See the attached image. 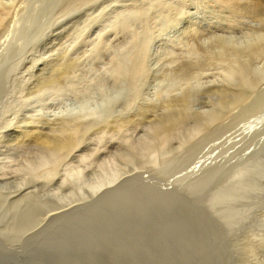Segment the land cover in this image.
Here are the masks:
<instances>
[{"label": "rangeland", "instance_id": "1", "mask_svg": "<svg viewBox=\"0 0 264 264\" xmlns=\"http://www.w3.org/2000/svg\"><path fill=\"white\" fill-rule=\"evenodd\" d=\"M14 1L0 0V4L16 7ZM69 1L64 0L65 8L59 11L60 0H22L23 10H16L10 18L16 25L12 21L2 33L5 39L0 47L5 40L10 47L7 52L8 47L0 48V66L6 58L8 61L0 69V168L5 177L12 174L16 181L14 192L9 187L13 183H8L4 192L20 196L17 188L24 176L31 175L26 173L28 167H37L36 180L30 183L36 187L22 180L28 186L20 189L24 193L32 186L28 192H37L36 205L44 200L49 204H42L43 208L51 204L48 209L36 207L38 224L27 231L12 226L20 221V207L24 206L2 208V225H11L4 229L9 237L3 240L2 257L10 253L11 245L21 242L25 257L19 262L15 259L14 264H249V258L264 256V116H260L264 108L259 112L256 105V115L252 110L243 115L240 110L236 117L228 118L230 130L221 140L218 135L203 139L199 134L200 143L193 150L187 145L180 148L184 142L180 137L165 144L151 130L154 118L186 109L195 116L210 115L223 91L240 84L238 75L228 78V66L217 62L190 70L189 78L175 73L181 60L190 61L196 55L192 53L197 44L184 35V25L196 23L204 45L216 34L241 43L252 31L264 33V19H260L264 18V0L258 7L256 0H236L242 6L253 2L255 15L244 17L232 16L217 0H73L66 7ZM174 8H181L176 17ZM164 12L171 13V18ZM172 17L173 23L169 22ZM165 44L173 45L182 57L170 61L173 53L165 51ZM63 56L76 62L71 78L64 77L66 82L61 79L62 85L56 82L38 87L39 80L52 75L48 62L60 61ZM136 58L142 60L144 69L139 71L145 72L143 75L134 68L140 64ZM254 62L253 68H257L250 78L260 75L257 79L264 83V58ZM116 117L132 121L111 129L99 127ZM70 118L86 123L77 130L78 147L60 157L26 135L31 127L49 133L57 121ZM233 129L240 134L247 130L248 135L236 142ZM212 143L216 148L212 145L211 155L203 159L201 148ZM43 164L48 169H39ZM239 181L247 187L241 197L220 198L221 192L231 188L239 193ZM233 211L238 212L236 217ZM21 230L24 233L17 236ZM14 238L21 242L9 241Z\"/></svg>", "mask_w": 264, "mask_h": 264}, {"label": "bare ground", "instance_id": "2", "mask_svg": "<svg viewBox=\"0 0 264 264\" xmlns=\"http://www.w3.org/2000/svg\"><path fill=\"white\" fill-rule=\"evenodd\" d=\"M22 0H16V2H15V5H16V7H10V4H9V6H7V5H2V4H0V43L1 42H4V40H2V39H5V38H2V33H3V31L6 29V27L7 26H9V24L13 21V20H10V18L13 16V13L16 11V10H18V9H22L23 10V8H22V5H23V3L21 2ZM72 1L73 0H70L68 3H67V5H66V7H68L71 3H72ZM87 1V0H86ZM162 1V0H161ZM172 1V0H171ZM170 1V2H171ZM202 1V0H201ZM200 1V2H201ZM216 1V0H215ZM218 2H216V4H218L219 5V7H222L223 6V8H227L228 9V11H230V13H232L231 15L232 16H242V15H248L249 13H253L254 14V12H255V9L253 8V2L251 3V2H247V4H246V6L244 5V6H242V5H239V3H238V1H236V0H217ZM12 2V1H11ZM25 2V1H24ZM82 2H83V0H82ZM84 2H85V0H84ZM155 2V1H154ZM158 2V1H157ZM173 2H174V0H173ZM181 2V1H180ZM260 2H261V0H256V6L258 7V5L260 4ZM8 3V2H7ZM17 3V4H16ZM149 3V2H148ZM156 3V2H155ZM161 3V2H160ZM167 3V2H166ZM165 3V5H168V4H166ZM203 3V2H202ZM61 5L62 6V8L59 10V11H62L65 7H63L64 6V0H60V3H58V5ZM151 4V3H150ZM204 4V3H203ZM241 4V3H240ZM245 4V3H244ZM181 5V4H180ZM217 5V6H218ZM128 6V5H127ZM155 7H157V6H155ZM167 7V6H166ZM264 7V6H263ZM59 8V7H58ZM169 8H170V5H169ZM132 9V8H131ZM165 10H166V8H164ZM177 9V8H176ZM182 9H183V7H182ZM259 9V8H258ZM260 9H262V8H260ZM130 10V9H129ZM143 10V9H142ZM163 10V9H162ZM168 10H170L171 11V9H168ZM179 10H181V8L179 9ZM178 9L177 10H175V8H174V11H175V14L172 12V15L174 14L175 15V17L177 16V14L179 13L178 11H179ZM263 10V9H262ZM261 10V11H262ZM19 11V10H18ZM167 11V10H166ZM181 12V11H180ZM183 12H185V10L183 11ZM182 12V13H183ZM19 13V12H18ZM17 13V14H18ZM20 13H21V11H20ZM165 14H166V12H164ZM177 13V14H176ZM182 13H181V15H182ZM262 13H263V11H262ZM262 13H260V15L262 14ZM169 13H167L166 15H168ZM180 14V13H179ZM186 14H188V13H186ZM185 14V15H186ZM213 14V13H212ZM129 15H131V14H129ZM146 15V14H145ZM173 15V16H174ZM255 15V14H254ZM18 16V15H17ZM144 16V15H143ZM169 16V15H168ZM170 16H171V13H170ZM169 16V17H170ZM200 16V15H199ZM257 16V15H256ZM264 16V15H263ZM15 17V16H14ZM13 17V18H14ZM174 17V18H175ZM187 17H189V16H187ZM220 17V16H219ZM222 17V16H221ZM239 17V19H243V18H240ZM242 17H244V16H242ZM148 18V17H147ZM171 18V17H170ZM190 18V17H189ZM245 18H246V16H245ZM244 18V19H245ZM15 19V18H14ZM146 19V18H145ZM182 19V18H181ZM260 19L261 20H263L264 18H262V17H260ZM148 20V19H147ZM172 20H173V17H172ZM171 19L169 20V22L171 21V23H173L174 22V20L172 21ZM175 20H176V18H175ZM183 20V19H182ZM18 21V20H17ZM184 21V20H183ZM219 21V20H218ZM226 21V20H225ZM234 21H236V20H234ZM179 22V21H178ZM181 22V21H180ZM185 22V21H184ZM195 22V21H194ZM248 22H249V20H248ZM251 22V21H250ZM259 20H257V24L259 25ZM13 23H14V25H16L15 24V21H13ZM13 23H11V24H13ZM177 23V22H176ZM219 23V22H218ZM221 23V22H220ZM224 23V22H223ZM226 23V22H225ZM235 23H237V22H235ZM254 23H255V20H254ZM178 24V23H177ZM184 24V23H183ZM247 24V23H246ZM249 24V23H248ZM251 24V23H250ZM264 24V23H263ZM162 25V24H161ZM169 25V24H168ZM222 25V24H221ZM253 25V24H252ZM260 25H262V24H260ZM11 26V25H10ZM165 26V25H164ZM166 27V26H165ZM182 27V26H181ZM244 27V26H243ZM253 27V26H252ZM262 27V26H261ZM264 27V26H263ZM228 28V27H227ZM242 28V27H241ZM246 28V27H245ZM13 29H14V27H13ZM12 29V30H13ZM183 30H184V32L186 33V34H184V35H186L187 37L189 36L190 37V42L192 43V41H194V43L195 44H197V46L196 45H194V48H193V50L195 51V52H193L192 54L194 55V53H196V55H197V53H198V55L196 56V55H194V57L190 60V61H185V60H181V63L176 67V69H175V73L176 74H179L180 76H184L185 74H189V73H192L193 71H195V70H192V69H194V68H202V67H204L205 65H208V64H212V63H215V62H217V63H221V65H224L225 66V64L228 66V69L230 70V72H231V74L229 73V72H227V77L228 78H236L237 77V75L239 76L238 78L240 79V84L237 86H235V87H238V88H235L234 90H229V89H225V91H223V93L220 95L219 94V92H221L222 90L221 89H223V87L220 89L219 88V92H218V95H220L221 97L219 98L220 100H218L217 102V105H216V110H214L213 112L211 111V114L210 115H206V114H204V116H202V114H199L198 112V115H192L189 111H186L187 109V105H186V108H185V106L184 107H182V109L183 108H185L186 110V112L184 111V112H181L180 114H170V115H167V116H160V118L158 117V118H152L153 120L151 121L152 122V124H151V130H152V134L154 133V136H155V134L159 137V139H160V137L162 138V142L164 143L165 142V144H166V142L168 143V141H172V140H174V138L176 139V137L179 139V137L181 138V139H183L182 141H184V142H181V144L179 145L180 146V148L183 146V145H187L188 147H187V149H190V150H193L194 148H195V146H197L198 145V142H199V140L201 139V138H199V139H197L196 138V136H198L199 134H201L203 137V139H204V137L205 138H211L212 139V137H216L217 135H218V137L219 138H217V139H219V140H221L220 138H222L223 139V137L226 135V132H227V130H230V129H227L228 127L230 128V126L229 125H226V120L229 118L230 119V117H232L233 115H235L238 111H242V113H244L243 115H247V113L245 112V110H247V112H249V111H251L252 110V114L254 115L255 113H258V108L257 107H255L256 105H259V112L260 111H262L263 110V108H264V83H262L261 81H258V76H260V75H258L257 76V78H256V75H252V76H255V77H253V78H250V75L251 74H254V70H255V68H257V67H254L253 68V63L255 64V62L254 61H256L257 59H261V58H264V33H259L260 32V30H258L259 32H257V30H255V31H252L250 34H249V38L248 37H246L247 38V40H246V38L244 39V40H246V41H242L241 43H235L234 42V39H232L231 38V35L229 36V38H231L232 40H230V39H228V38H226V37H224V36H220V34L219 35H213L214 36V38L213 39H211V41H210V43L209 44H207L206 43V45H204L200 40L202 39L201 37H202V33H201V31H200V29L199 28H197V26H196V23L194 24L192 21H188V24H186V25H184V28H182ZM218 29V28H217ZM253 29V28H252ZM160 30H162V29H160ZM166 29H164V31H165ZM169 30V29H168ZM247 30V29H246ZM155 31V30H154ZM167 31V30H166ZM203 31V30H202ZM264 31V30H263ZM245 32V31H244ZM165 33V32H164ZM246 33V32H245ZM181 34V33H180ZM158 35V34H157ZM246 35H248V34H246ZM245 35V36H246ZM5 36H7V35H5ZM15 36V35H14ZM174 36H176V35H174ZM181 36H183V35H181ZM212 36V37H213ZM186 37V38H187ZM10 39H11V37H9ZM164 38V37H163ZM12 39H15V38H13L12 37ZM147 39V38H146ZM148 39H149V37H148ZM147 39V40H148ZM166 39V38H165ZM164 39V40H165ZM168 39V38H167ZM167 39L165 40V42L167 41ZM238 38H236V40H237ZM241 39H243V38H241ZM240 39V40H241ZM163 40V41H164ZM174 40V39H173ZM185 40V39H184ZM192 40V41H191ZM6 41H7V43H6ZM12 41V40H11ZM10 41V43H11V45H12V42ZM152 41V40H151ZM169 41V40H168ZM167 41V42H168ZM202 41H204V40H202ZM144 42L146 43V40H144ZM171 42V41H170ZM175 42V41H174ZM5 43L8 45H4V43H2L3 44V46H6L5 48H7V49H5V51L4 52H7L8 50H9V47H10V44H9V42H8V40H5ZM186 43V42H185ZM144 44V43H143ZM147 44V43H146ZM169 44V43H168ZM171 44H172V42H171ZM3 46H1L0 48H2ZM165 46H167V44H165L164 46H162V47H164L165 48V51H166V49H167V53L169 52V54L170 53H173V54H171V57H170V61H177V60H179L182 56H181V54H178L173 48H172V46H171V48H169L168 46H167V48L165 47ZM196 46V47H195ZM4 48V47H3ZM12 49H13V47H11ZM3 51V50H2ZM2 51H0V52H2ZM190 51V50H189ZM143 52H144V49H143ZM163 52H164V50H163ZM166 52H164V53H166ZM176 52V53H175ZM191 52V51H190ZM189 52V53H190ZM15 53V52H14ZM163 53V54H164ZM20 54V53H19ZM144 54H145V52H144ZM168 54V55H169ZM12 55H18V54H12ZM12 55H10V56H12ZM62 55V54H61ZM82 55V54H81ZM167 55V56H168ZM192 55V56H193ZM59 56V55H58ZM143 56V55H142ZM188 56V55H187ZM13 57V56H12ZM157 57V56H156ZM191 57V56H190ZM61 58V57H60ZM60 58H59V60H60ZM70 58V57H69ZM67 58V57H65V56H63L62 58H61V60L60 61H51V62H48V66H50L51 68H50V70H51V72H52V75L51 76H49V77H47V78H43V79H41V80H39L38 82H37V86L39 87V86H42V88H43V86L45 85V84H50V83H55L56 85H57V83H61V81H63V79H64V77H68L69 76V78L68 79H70L71 77H70V74H71V69H73L74 67H75V65H76V62H75V60L74 59H72V58ZM99 58V57H98ZM145 58V57H144ZM143 58V59H144ZM72 59V60H71ZM137 59V58H136ZM142 59V58H141ZM165 59V58H164ZM46 60V59H45ZM74 60V61H73ZM138 61H139V63L140 62H142V60L140 61V58L139 59H137ZM48 61V60H47ZM158 61V60H157ZM8 61H7V58H6V60H4V62H2V65L0 66V69H1V67L2 66H4V64L5 63H7ZM136 62V61H135ZM146 62V59L144 60V63ZM261 62V61H260ZM79 63V62H78ZM138 63V64H139ZM147 63V62H146ZM145 63V65L147 66L148 64H146ZM170 63V62H169ZM262 63V62H261ZM9 64V63H8ZM119 64V63H118ZM143 64V63H142ZM258 64V63H257ZM126 65V64H125ZM144 65V67H146ZM264 65V64H263ZM6 66V65H5ZM77 66V65H76ZM127 66V65H126ZM133 66H134V64H133ZM132 66V67H133ZM209 66V65H208ZM220 66V65H219ZM255 66V65H254ZM79 67V66H78ZM130 67H131V65H130ZM131 67V68H132ZM137 67V68H136ZM206 67V66H205ZM264 67V66H263ZM124 68V67H123ZM126 68V67H125ZM129 68V67H128ZM127 68V69H128ZM134 68H136L138 71L139 70H141V68H143V66H141V63L138 65V66H135ZM147 68V67H146ZM227 68V67H226ZM261 68H262V66H261ZM260 68V69H261ZM144 69V68H143ZM225 69V68H224ZM251 69H253V70H251ZM259 69V68H258ZM257 69V70H258ZM2 70V69H1ZM123 70V69H122ZM125 70V69H124ZM130 70V69H129ZM136 70V71H137ZM164 70V69H163ZM190 70H192V72L190 71ZM202 70V69H201ZM128 71V70H127ZM145 71H147L146 69H145ZM167 71V70H166ZM132 72H133V70H132ZM79 73V72H78ZM123 73V72H122ZM126 73V72H125ZM128 73V72H127ZM136 73V72H135ZM139 73H143V72H138V74ZM167 73V72H166ZM256 73H258V72H256ZM0 74H1V72H0ZM132 74V73H131ZM143 74H145V72L143 73ZM142 74V75H143ZM187 74V75H188ZM218 74V73H217ZM73 75V74H72ZM251 76V77H252ZM261 76H264V71H263V75H261ZM181 77V78H182ZM185 77V76H184ZM183 77V78H184ZM66 78L64 79V81L66 80ZM132 78H135V75H134V77H132ZM132 78H130V80L132 79ZM166 78V77H165ZM188 78H189V75H188ZM191 78V77H190ZM62 79V80H61ZM185 79H187V78H185ZM217 79V78H216ZM255 79H257V80H255ZM61 80V81H60ZM76 80V79H75ZM264 80V79H263ZM59 81V82H58ZM89 81V80H88ZM102 81H103V79H102ZM187 81V80H186ZM230 81V80H229ZM57 82V83H56ZM66 82V81H65ZM94 82V81H93ZM184 82V81H183ZM226 82V81H225ZM234 82V81H233ZM239 82H236L237 84L239 83ZM63 83V82H62ZM62 83H61V85H62ZM194 83V82H193ZM51 84V85H52ZM136 85H137V83H135ZM262 84V85H261ZM54 85V84H53ZM235 85V84H234ZM59 86V85H58ZM214 87V86H213ZM228 87V86H227ZM226 87V88H227ZM231 87V86H230ZM45 88V87H44ZM59 88V87H58ZM216 88V87H215ZM233 88V87H232ZM86 90V89H85ZM215 90V89H214ZM229 90V91H228ZM212 91H213V89H212ZM228 91V92H227ZM217 92V91H216ZM189 94V93H188ZM217 94V93H216ZM215 94V95H216ZM230 94H232V97H230V98H228L229 97V95ZM214 95V94H213ZM215 97V96H214ZM215 98H217V97H215ZM180 99H181V97H180ZM184 100L186 99V98H183ZM169 100V99H168ZM139 101V100H138ZM177 101V100H176ZM186 101V100H185ZM184 101V102H185ZM212 101V100H211ZM220 101V102H219ZM182 102V101H181ZM184 102H183V104H184ZM124 103V102H123ZM170 104H171V102H170ZM170 104H167V107H169V105ZM180 104H182V103H180ZM185 104H186V102H185ZM156 105V104H155ZM181 106H183V105H181ZM253 106H254V108H253ZM172 107H173V109H174V106L172 105H170V108L172 109ZM179 107V106H178ZM212 108V107H211ZM213 108H215L214 106H213ZM212 108V109H213ZM212 109H209V110H212ZM141 110V109H140ZM160 110V109H159ZM167 110V109H166ZM181 110V109H180ZM189 110H192V109H189ZM202 112V111H201ZM178 113H179V111H178ZM105 114V113H104ZM251 114V115H252ZM90 115V114H89ZM100 115V114H99ZM102 115V114H101ZM250 115V116H251ZM256 115V114H255ZM124 116V115H123ZM194 116V117H193ZM260 116H264V111L263 112H261L260 113ZM154 117V116H153ZM235 117H236V115H235ZM67 118V117H66ZM88 119V118H87ZM131 119V118H130ZM107 120V119H106ZM234 120H235V118H234ZM126 121L127 122H130L131 123V121H129V119L127 118H120V117H116V118H114L113 120H110V121H106V123H104V125H100L99 127H104V126H108V128H110V126H112L113 125V127H111V128H114L115 126H122V125H126ZM133 121H134V119H133ZM192 121V122H191ZM87 122H89V121H87ZM229 122V121H228ZM253 122V121H252ZM28 123V122H27ZM85 121L83 120V119H80V118H70V119H61V120H59V121H57V123H56V125L55 126H53V127H51L50 129H52V131H49V133H44V132H41L40 131V129H37V128H34V127H31V128H33V130L32 131H30V132H24V135H25V133H26V135L28 136V137H30V138H32L33 140H34V142L37 144V146L39 145V147L41 146V148H43V150H45V151H48V152H50L49 154H53V156L55 157H60V156H62V155H64L65 153H69V152H72L73 150H75L77 147H78V145H79V142H78V137H77V134H78V129H81L83 126H85ZM249 123V122H248ZM129 124V123H128ZM137 124V123H136ZM253 124V123H252ZM87 125V124H86ZM254 125H255V123H254ZM256 127H257V125H255ZM255 126H254V128H255ZM36 127V126H35ZM95 127V126H94ZM129 127V126H128ZM253 127V126H252ZM89 128H91V127H89ZM105 128V127H104ZM103 128V129H104ZM110 128V129H111ZM117 128V127H116ZM115 128V129H116ZM97 129V128H96ZM237 129V128H236ZM236 129H233V130H235L236 131ZM241 129V128H240ZM102 130V129H101ZM106 130V129H105ZM243 130V129H242ZM241 130V134H242V132H244V131H242ZM20 132H22V131H20ZM240 132V131H239ZM239 132H237L236 131V134H237V136H238V138H235L236 139V142H237V140L239 139H244L247 135H248V133H246L245 134V132H247V130L244 132V134H243V136L239 133ZM150 133V132H149ZM149 133H148V135H149ZM224 133H225V135H224ZM234 133V132H233ZM254 132H251V134H253ZM183 134H185L184 136H183ZM20 135H23V133L22 134H20ZM23 135V136H24ZM100 135V134H99ZM135 135V134H134ZM182 135V136H181ZM222 135H224L223 137H221ZM245 135V136H244ZM26 136V138H28ZM79 136V135H78ZM157 136H155V137H157ZM227 136V135H226ZM157 137V138H158ZM230 138H231V136H229ZM3 138V137H2ZM21 138V137H20ZM24 138H25V136H24ZM23 138V139H24ZM29 138V139H30ZM144 138V137H143ZM184 138H185V140H184ZM17 139V138H16ZM190 139V141H188L189 142V145L188 144H186L185 142L187 141V140H189ZM227 139H229V138H227ZM31 140V139H30ZM29 140V141H30ZM1 141V140H0ZM18 141V140H17ZM19 141H20V139H19ZM24 141V140H23ZM25 141H26V139H25ZM176 141V140H175ZM174 141V142H175ZM234 141V140H233ZM22 142V141H21ZM33 142V141H32ZM106 142V141H105ZM133 142V141H132ZM131 142V143H132ZM173 142V143H174ZM229 142V141H228ZM20 143V142H19ZM28 143V142H27ZM200 143V142H199ZM215 143V142H214ZM214 143H212L211 145H208V147L207 146H205L204 148H201V153H202V157H203V159H206V158H208V155L210 154L209 152H210V147L213 145L214 146ZM217 143L218 144H220L221 142L220 141H217ZM224 143H225V141H224ZM4 144V143H3ZM22 144H23V142H22ZM146 144V143H145ZM236 144V143H235ZM13 145H15V143L13 144ZM133 145V144H132ZM182 145V146H181ZM201 145V144H200ZM200 145H199V147H200ZM249 145V144H248ZM1 146H3V145H1ZM21 146V145H20ZM144 146V145H143ZM228 146V145H227ZM233 146V145H232ZM198 147V146H197ZM197 147H196V149H197ZM207 147V148H206ZM229 147V146H228ZM240 147V146H239ZM7 148V147H6ZM183 148H184V146H183ZM213 148V147H212ZM214 148H216V144H215V146H214ZM1 150H2V147H1ZM229 150V149H228ZM227 150V151H228ZM244 150V149H243ZM177 151V150H176ZM214 151H216V150H214ZM214 151H213V154H214ZM223 151H225V149L224 150H221V152H223ZM183 152V151H182ZM226 153V152H225ZM235 153V152H234ZM219 154V153H218ZM237 154V153H236ZM235 154V155H236ZM13 155V154H12ZM211 155V154H210ZM154 156V155H153ZM171 156V155H170ZM201 156V155H200ZM213 156V155H212ZM243 156V155H242ZM130 157V156H129ZM157 157V156H156ZM70 158V157H69ZM150 158V157H149ZM198 158V157H197ZM19 159V158H18ZM65 159V158H64ZM196 159V158H195ZM202 159V160H203ZM211 159H213V158H211ZM4 160V159H3ZM57 160V159H56ZM150 160V159H149ZM166 160V159H165ZM200 160V159H199ZM229 161V160H228ZM237 161V160H236ZM125 162V161H124ZM46 163V162H45ZM66 163V162H65ZM157 163V162H156ZM1 164V163H0ZM57 165V163L55 162L54 163V165ZM155 164V163H154ZM7 165V164H6ZM45 164H43V165H39L38 167H39V169H41L40 167H43ZM47 165H48V163H47ZM118 166V165H117ZM0 167H1V165H0ZM45 167V166H44ZM3 168V167H2ZM2 168H0V264H14V261H15V259H18V262L20 261V260H23V258L25 257V255L22 253V251H21V249H23V243L20 241V239H19V241H18V238H14V240H12V239H9V241H13V242H15V241H18L19 243L21 242V244H15V245H11L8 249L10 250L9 252V254H8V252H7V256L6 257H2V255H4V252H3V249L5 250V245L3 244V240H6V238H7V234L6 233H8V232H4V229H5V227L8 225H5V226H3L2 225V216H3V210H2V208L3 207H12V208H15V207H20V206H24L25 208H21L20 207V209H21V215L22 216H20V221L19 222H13V224H12V226L14 225V226H18V228L20 227V229H23L24 228V230L25 231H27L28 229L30 230V228H34L35 226H37L35 223L37 222V216H36V214L38 213H36V207H38V208H40V207H42L41 209L43 210V209H48V207H50V205L48 206V207H46L45 206V208H43V205H47V204H49V200H44V201H42V202H40V204L39 203H37V204H39V205H36V199H35V197L37 196L36 194H37V192L35 193V195H34V193H31L32 191H29L28 192V190H30V188L32 187V186H34V185H32V184H30V183H33V182H35L34 180H36V175H38V168L37 167H28L29 168V171H26V173H31V175L30 176H28V178H26V176H24V180H25V183L27 184H29V185H32L31 187L29 186V188L27 189V192H25L24 191V193H22L23 191L20 189V187H22L23 186V189L25 188L24 186L26 185V184H24V183H22L23 181L21 180V185L19 186V185H17V184H15L18 188L17 189H19L20 190V192L22 193V195H21V193H20V196H18V195H14L13 193H12V191H13V189L15 188L13 185H14V183L16 182H13L14 181V178L15 177H13V175L11 174V178H9V177H5L4 175L5 174H3V173H5L4 172V170H2ZM37 168V169H36ZM45 168H47V167H45ZM108 168V167H107ZM106 168V169H107ZM48 169V168H47ZM173 169V168H172ZM248 169V168H247ZM46 170V169H45ZM55 170V169H54ZM245 170V169H244ZM36 171H37V173H36ZM49 171V170H48ZM14 172V171H13ZM41 172H42V170H41ZM51 172V171H50ZM128 172V171H127ZM242 172V171H241ZM240 172V173H241ZM48 173V172H47ZM46 173V174H47ZM50 174V173H49ZM110 174V173H109ZM244 174V173H243ZM21 175V174H20ZM111 175V174H110ZM236 175V174H235ZM241 175V174H240ZM239 175V176H240ZM247 176V173L245 172V174H244V176ZM4 176V177H3ZM9 176V175H8ZM15 176V175H14ZM19 176V175H18ZM238 176V177H239ZM47 177V176H46ZM49 177V176H48ZM51 177H52V173H51ZM242 176H240V178H241ZM19 178H21V176L19 177ZM18 177H17V180L19 179ZM40 178V177H39ZM199 178V177H198ZM242 178H244V177H242ZM12 179H13V181H12ZM234 180V179H233ZM19 181V180H18ZM52 181V180H51ZM63 181H64V179H63ZM20 182V181H19ZM12 184V185H9V184ZM52 183V182H51ZM106 183V182H105ZM111 183H112V181H111ZM235 183V182H234ZM239 183H240V187H239V189H238V192L239 193H237L236 191H235V189H228V190H224L223 191V193L221 192V194H219L221 197V199H230V198H232V200L233 199H236V198H239V197H241L243 194H244V192H245V189L247 188H245V186H246V182H244L243 181V184H242V181H239ZM104 184V183H103ZM102 184V185H103ZM109 184V183H108ZM108 184H107V186H108ZM7 185H9V187H14V188H12V191H10V192H8V193H5L4 192V188H6L7 187ZM39 185V184H38ZM105 185V184H104ZM205 185V184H204ZM230 185H232V184H230ZM26 186H28V185H26ZM101 188H102V186H101V184L99 185ZM106 186V185H105ZM234 186H236V185H233V187ZM34 187H36V186H34ZM34 187H32V188H34ZM191 187V186H190ZM61 188V187H60ZM97 188V187H96ZM95 188V189H96ZM242 188H243V190H242ZM94 189V190H95ZM234 190V192H232ZM17 190H15V192H16ZM96 191H98V188H97V190ZM14 192V191H13ZM35 192V191H34ZM17 194V193H16ZM216 196V195H215ZM43 198H46L45 196L44 197H42V199ZM48 199V198H47ZM35 200V201H34ZM233 202V201H232ZM43 204V205H42ZM41 205V206H40ZM52 207V206H51ZM218 208V207H217ZM8 209V208H7ZM16 209V208H15ZM231 211V210H230ZM19 212V211H18ZM232 213V216H235L236 217V215L238 214V212H235V211H233V212H231ZM230 213V214H231ZM16 214H18V213H16ZM15 214V215H16ZM242 214V213H241ZM246 213H244V215H245ZM15 217V216H14ZM13 217V219L15 220V218ZM257 220V219H256ZM41 222V221H40ZM254 223V222H253ZM35 224V225H34ZM37 224H38V222H37ZM34 225V226H33ZM9 226H11V225H9ZM9 226H7V227H9ZM234 227V226H233ZM18 228H15L14 227V229H16L15 231H17V229ZM10 229V228H9ZM247 229V228H246ZM260 229V228H259ZM13 230V229H12ZM24 230H21V231H23V232H21L20 234H17V236H21V234L22 233H24ZM7 231V230H6ZM259 232V231H258ZM12 233V232H11ZM16 233V232H15ZM256 234V233H255ZM7 235V236H6ZM15 236H16V234H14ZM13 235V236H14ZM4 238H3V237ZM5 236H6V238H5ZM12 236V235H11ZM12 236V237H13ZM240 236V235H239ZM259 236V235H258ZM2 237V238H1ZM9 237V236H8ZM242 238V237H241ZM242 241V240H241ZM257 241H259V240H257ZM243 242H244V240H243ZM247 241H245V243H246ZM4 243H6L5 241H4ZM230 243V242H229ZM11 244V243H10ZM4 245V246H3ZM8 245V244H7ZM233 245V244H232ZM240 245H241V243H240ZM239 245V246H240ZM255 245V244H254ZM9 246V245H8ZM8 246H6V247H8ZM28 246V245H27ZM26 246V247H27ZM35 246V245H34ZM244 246H247V245H244ZM26 247H25V249H26ZM29 247V246H28ZM233 247V246H232ZM237 247V246H236ZM252 247V246H251ZM255 247H259V246H255ZM263 247V246H262ZM30 248H31V246H30ZM245 248V247H244ZM247 248V247H246ZM249 248V247H248ZM261 248V247H260ZM264 248V247H263ZM263 248H261V249H263ZM253 249H254V247H253ZM11 250H12V252H11ZM27 250V249H26ZM247 250V249H246ZM245 250V251H246ZM248 250H250V249H248ZM6 251H8L7 249H6ZM33 251V250H32ZM255 251V250H254ZM253 251V252H254ZM256 252V251H255ZM262 252V251H261ZM260 252V253H261ZM248 254V253H247ZM264 254V253H263ZM6 255V254H5ZM238 255V254H237ZM250 255H252V254H250ZM260 255V254H259ZM229 256V255H228ZM215 257V256H214ZM226 258V257H225ZM263 258H264V256H260V257H257V256H255V257H253V258H249V260L251 259V263H249V264H264V260H263ZM214 259V258H213ZM212 262H213V260H212Z\"/></svg>", "mask_w": 264, "mask_h": 264}]
</instances>
